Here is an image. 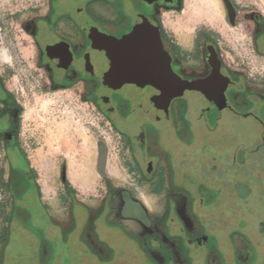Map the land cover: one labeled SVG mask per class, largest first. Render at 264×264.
I'll use <instances>...</instances> for the list:
<instances>
[{"label": "flooded vegetation", "instance_id": "af4514ba", "mask_svg": "<svg viewBox=\"0 0 264 264\" xmlns=\"http://www.w3.org/2000/svg\"><path fill=\"white\" fill-rule=\"evenodd\" d=\"M194 1L197 14L190 10ZM243 1L246 0H217L222 27L241 31V53L222 42L228 41L226 34L210 9L199 0H40L20 23L33 53V63L42 71L44 86L73 91L100 113L128 154V173L149 185L152 195L160 200V210L150 212L133 196L132 190H114L108 183L96 209L77 204L85 210L83 233L79 237L96 258L102 253L96 242L97 239L103 242L101 229H111L118 232L120 239L132 242L138 257H145L150 264H201V261L219 264L214 251L206 246L205 231H200L204 217L202 199L193 190H176L169 185L163 188L165 181L161 190H155L159 159L149 153V144L165 145L161 122L167 124L174 136L182 134V123L187 121L185 111L189 108L186 104L178 106L177 101L186 93H196L204 102L199 117L210 110H228L238 116L251 115L261 122L258 114L264 115V14L260 9L247 10L249 7ZM137 24L146 26L147 40L154 42L159 37L175 77L207 88L213 99L196 90H184L181 96L166 103L161 92L149 85L126 84L119 89L104 86L102 77L107 65L99 45L120 39ZM126 87L131 92H123ZM221 91L223 100L218 99ZM179 110L184 112L179 114ZM20 113L17 99L0 74V147L8 165L5 187L10 200L7 222L11 225L14 218L28 231L42 227L43 239L52 241L64 234L65 228L52 219L50 224H43L44 214L51 216L41 202L35 172L21 148ZM128 122L137 126L134 132L122 130V125ZM103 149L107 155L100 144V153ZM189 172V167L183 166V176L191 179ZM60 176L63 179L64 173L60 172ZM175 181L173 185L177 186ZM65 189L68 191L69 186ZM194 195L198 197L193 198ZM129 203L137 205L140 212L125 214ZM14 205L32 215L23 218L19 213V218H15ZM68 216L67 229L71 231L75 217L71 212ZM9 229L10 226L4 228L7 233ZM126 249L119 250L122 256L128 253L129 248Z\"/></svg>", "mask_w": 264, "mask_h": 264}, {"label": "rangeland", "instance_id": "374dc122", "mask_svg": "<svg viewBox=\"0 0 264 264\" xmlns=\"http://www.w3.org/2000/svg\"><path fill=\"white\" fill-rule=\"evenodd\" d=\"M199 1L219 23L221 8L217 0ZM39 2L0 0V55L5 53V60L0 58V74L21 108V148L35 172L41 202L51 216L49 219L43 213V224H50L52 219L63 224L65 232L55 240L45 241L42 227L28 231L14 218L11 225L7 222L8 165L0 147V264H150L145 257H138L137 247L120 239L115 230L101 229L104 239L96 240L102 249L97 258L79 237L83 233L85 210L77 204L96 209L108 183L114 190H132L133 196L154 213L160 210V200L152 195L149 185L128 173V154L100 113L73 91L44 86L42 71L35 67L33 53L20 29V23ZM242 4L249 7L247 10L260 9L264 14V1L246 0ZM219 24L228 40L222 42L241 53L240 29ZM240 25L243 26L242 22ZM123 92L129 93L131 89L126 87ZM177 104L189 108L185 111L187 121L181 122L182 134L174 136L167 124L161 122L165 145L149 144V153L159 159L155 190H161L165 181L163 188L169 185L198 193L204 206L200 231H205L206 246L214 251L219 264H264V115L258 114L261 122L251 115L238 116L228 110H210L199 117L204 102L196 93H186ZM122 127L127 133L137 128L134 122ZM100 144L107 151L101 173L98 166L96 170ZM183 166L189 167L191 179L183 176ZM60 172L64 173L63 179ZM173 180H177V186ZM21 210L13 206L15 218H19V213L23 218L32 215ZM70 212L75 218L70 224L73 230L68 231ZM124 212L138 214L140 209L129 203ZM7 226L10 236L5 245L1 239ZM122 248H129L124 258L119 251ZM246 250L248 253L243 252Z\"/></svg>", "mask_w": 264, "mask_h": 264}, {"label": "water", "instance_id": "95a60500", "mask_svg": "<svg viewBox=\"0 0 264 264\" xmlns=\"http://www.w3.org/2000/svg\"><path fill=\"white\" fill-rule=\"evenodd\" d=\"M146 26L137 24L132 31L120 39L99 45L107 71L102 77V84L112 89H119L126 84L139 87L152 86L161 92L166 103L182 95L184 90H196L212 100L207 88L194 82L180 81L170 69V58L163 49L159 37L149 41L145 37ZM219 100H223L222 91ZM215 103L218 105V103ZM219 107H221L219 105ZM105 164L104 149L98 156L97 166L101 173Z\"/></svg>", "mask_w": 264, "mask_h": 264}, {"label": "bare ground", "instance_id": "6f19581e", "mask_svg": "<svg viewBox=\"0 0 264 264\" xmlns=\"http://www.w3.org/2000/svg\"><path fill=\"white\" fill-rule=\"evenodd\" d=\"M205 1V0H204ZM195 1H194V3H193V7L192 8H190V10H191V12L192 13H194V14H197L199 11L197 10L198 8H195ZM202 5V4H201ZM208 5V4H207ZM190 6V5H189ZM200 7V6H199ZM202 9V8H201ZM205 12V11H204ZM212 13V12H211ZM5 53L3 52V54H1L0 55V58L1 59H4L5 60V55H4ZM7 55V54H6ZM6 61H7V59H6Z\"/></svg>", "mask_w": 264, "mask_h": 264}, {"label": "trees", "instance_id": "16d2710c", "mask_svg": "<svg viewBox=\"0 0 264 264\" xmlns=\"http://www.w3.org/2000/svg\"><path fill=\"white\" fill-rule=\"evenodd\" d=\"M7 234H8L7 231L4 230V231H3V234H2V239H1L2 243H5V242H6Z\"/></svg>", "mask_w": 264, "mask_h": 264}, {"label": "crops", "instance_id": "0c3cea01", "mask_svg": "<svg viewBox=\"0 0 264 264\" xmlns=\"http://www.w3.org/2000/svg\"><path fill=\"white\" fill-rule=\"evenodd\" d=\"M145 207H146V206H145ZM146 208H147V207H146ZM147 210L150 211L148 208H147ZM150 212H152V211H150Z\"/></svg>", "mask_w": 264, "mask_h": 264}]
</instances>
